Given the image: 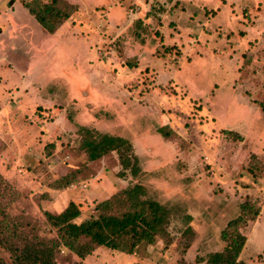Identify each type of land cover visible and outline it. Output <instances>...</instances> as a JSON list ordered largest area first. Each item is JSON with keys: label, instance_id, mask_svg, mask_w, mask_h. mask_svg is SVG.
I'll return each mask as SVG.
<instances>
[{"label": "rangeland", "instance_id": "1", "mask_svg": "<svg viewBox=\"0 0 264 264\" xmlns=\"http://www.w3.org/2000/svg\"><path fill=\"white\" fill-rule=\"evenodd\" d=\"M24 1L0 0L8 247L54 238L45 211L73 202L80 223L98 202L141 184L171 210L167 239L84 258L55 248L54 264H207L245 202L260 211L239 227L240 258L264 264V0H65L76 10L57 36ZM80 126L126 138L139 173L114 151L89 162ZM0 259L16 264L6 245Z\"/></svg>", "mask_w": 264, "mask_h": 264}, {"label": "trees", "instance_id": "2", "mask_svg": "<svg viewBox=\"0 0 264 264\" xmlns=\"http://www.w3.org/2000/svg\"><path fill=\"white\" fill-rule=\"evenodd\" d=\"M23 6L50 33L55 32L76 10L73 4L65 0H30L24 1ZM78 131L82 134L80 148L87 153L89 162L114 151L124 170L129 169L133 176L139 173L137 156L126 138L86 126H80ZM159 132L169 135L164 133L163 129ZM145 196L143 185L127 186L98 202L95 206L96 214L80 223L74 221L80 211L73 202H69L58 213L45 211L46 222L56 229V236L34 242L23 239L20 244L14 243L13 249L6 244L10 237L5 236L8 225L3 221L6 220L4 216L3 220H0V233L3 234L0 244L10 249L16 264H54V249L60 247L66 248L78 258L90 255L97 247L132 254L142 243L150 245L157 239L169 237L167 226L170 208ZM240 209L241 214L228 221L221 232V239L227 244L222 251L210 254L207 264H247L240 258L246 237L239 227L245 224L246 220H253L260 209L254 208L249 202L242 203ZM246 212L250 214L247 219L244 218ZM0 264H4L1 259Z\"/></svg>", "mask_w": 264, "mask_h": 264}, {"label": "crops", "instance_id": "3", "mask_svg": "<svg viewBox=\"0 0 264 264\" xmlns=\"http://www.w3.org/2000/svg\"><path fill=\"white\" fill-rule=\"evenodd\" d=\"M10 3H11V1H10ZM21 5L23 6V3H21ZM24 7V6H23ZM25 8V7H24ZM26 9V8H25ZM79 9H81V7L79 6ZM27 10V9H26ZM27 12H28V10H27ZM29 13V12H28ZM30 14V13H29ZM31 15V14H30ZM32 16V15H31ZM33 17V16H32ZM34 18V17H33ZM37 22V21H36ZM66 21L59 27V28H57L56 29V32L55 33H53V34H56V33H58V30L60 29V28H62V27H65V25H66ZM42 27V26H41ZM43 28V27H42ZM44 29V28H43ZM56 36H57V34H56ZM52 38V37H51ZM46 53V52H45ZM85 58H87V59H91V58H93V55L91 54V53H88V55H86V57ZM83 117V116H82ZM81 117V118H82ZM248 264H251V263H249L248 262Z\"/></svg>", "mask_w": 264, "mask_h": 264}]
</instances>
